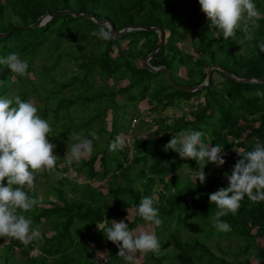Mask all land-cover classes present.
<instances>
[{"label": "trees", "instance_id": "obj_1", "mask_svg": "<svg viewBox=\"0 0 264 264\" xmlns=\"http://www.w3.org/2000/svg\"><path fill=\"white\" fill-rule=\"evenodd\" d=\"M254 3L262 14L259 28L253 41L240 46L239 30L235 40L209 33L199 0H0V33L11 29L0 36V57L18 53L31 74L19 76L0 65V98L15 94L34 103L52 128L48 139L58 157L55 171L44 172L50 175L48 181L36 180L35 189H24L38 200L24 214L41 238L27 246L0 238V264H126L118 248L97 230L105 219L108 226L123 220L130 230L151 226L160 252H138L136 264H264V202L245 196L235 216L221 218L230 225L227 232L212 225L217 207L209 202L211 193L228 187L224 174H231L241 158L237 152L263 144L264 98L254 93L264 91V82H237L213 69L206 87L179 90L162 72L143 66L156 42L155 31L134 29L104 41L92 35L102 24L61 13L38 27L29 26L40 15L60 10L106 19L115 30L157 26L163 41L148 63L164 66L176 84L190 86L202 82L209 64L237 77L264 78V53L257 46L264 41V0ZM184 37L187 50L181 45ZM190 99L193 104H188ZM141 100L147 120L137 106ZM178 102L189 107L185 113L175 118L162 114ZM186 130L204 132V143L219 145L226 154L223 166H205L203 184L196 181L195 160L164 150L173 136ZM90 131L99 137L92 154L67 165L66 152L59 149L66 145L70 150L74 133L87 137ZM118 135L126 136L125 147L110 152L109 144ZM143 196L156 202L161 225L139 217ZM99 248L106 250L102 259L94 253Z\"/></svg>", "mask_w": 264, "mask_h": 264}, {"label": "clouds", "instance_id": "obj_2", "mask_svg": "<svg viewBox=\"0 0 264 264\" xmlns=\"http://www.w3.org/2000/svg\"><path fill=\"white\" fill-rule=\"evenodd\" d=\"M199 4L209 21V33L215 39L223 37L224 40H235L238 30L243 33V38L238 42L240 46L255 39L262 14L254 0H199ZM92 35L104 41L113 39L111 25L105 22ZM257 46L264 53V41ZM0 65H6L19 76L31 75L27 71V61L22 60L18 53L0 57ZM254 94L264 98V91L257 89ZM51 132L48 121L38 115L33 102L22 101L15 94L0 98V238L15 239L25 246L41 238L39 228H32V220L24 214L33 210L38 200L30 198L24 189H34L39 174H51L57 167L58 157L54 154L56 146L48 139ZM204 136L202 131H181L164 146L165 151H175L180 158H191L197 162L199 171L196 181L199 180L201 184L206 179L204 169L207 164L221 167L226 163L224 149L219 145H206L202 140ZM70 139L76 142L64 156L69 166L89 157L99 137L95 131H90L87 137L74 133ZM124 147L125 140L118 135L110 142L109 151L115 152ZM237 153L241 158L236 161L231 174H224L228 187L209 195V202L217 207L210 220L218 231L231 230L230 225L221 218L229 214L235 216L245 196L251 202H264V144L257 143L253 150ZM55 174L57 179L61 178L59 172ZM155 203L152 197L143 196L137 206V213L145 222L159 226L162 220ZM97 230L103 232L106 239L118 248L117 255L126 264H136L138 252L141 255L160 252V242L155 232L130 230L123 220H112L111 226H108V220L105 219L97 223Z\"/></svg>", "mask_w": 264, "mask_h": 264}, {"label": "water", "instance_id": "obj_3", "mask_svg": "<svg viewBox=\"0 0 264 264\" xmlns=\"http://www.w3.org/2000/svg\"><path fill=\"white\" fill-rule=\"evenodd\" d=\"M57 13H61V14H69L72 16H84L87 17L91 20H93L94 22H96L97 24H104L105 22L109 23L111 25L112 28V33H113V38L129 31V30H134V29H144V30H152L155 31L157 33V39L156 42L154 44V46L152 47V49L149 51V53L146 55V57L143 59V66L156 73V72H162L165 76L166 79L168 80V82L175 87L176 89L179 90H184V91H196L199 89H202L204 87H206L208 85L209 82V78H210V73L213 69H218L220 71H222L227 77H229L230 79L237 81V82H264V78H255V77H237L231 73H229L228 71L222 69L220 66H218L217 64H209L206 69H205V77L202 80L201 83L197 84V85H190V86H181L176 84L170 77L167 69L164 66H160V67H153L151 66L148 61L149 59L153 56V54L158 50L160 44L163 41V31L157 27V26H144V25H127L119 30H115L112 23L106 19H97L95 18L93 15L91 14H87V13H77V12H73L71 10H60L57 11L55 13H44L43 15H40L32 24H30V27H38L42 24H44L51 16H53L54 14ZM11 29H9L6 33H8ZM6 33H0V36L6 34ZM262 140H263V144H264V126H263V131H262Z\"/></svg>", "mask_w": 264, "mask_h": 264}, {"label": "rangeland", "instance_id": "obj_4", "mask_svg": "<svg viewBox=\"0 0 264 264\" xmlns=\"http://www.w3.org/2000/svg\"><path fill=\"white\" fill-rule=\"evenodd\" d=\"M181 45H182V47L185 49V50H187V45H188V40H187V37H184V41L181 43ZM180 74L182 75V71L180 72ZM119 98V96H117V99ZM193 102H194V100H192V99H190L189 100V102H188V104H193ZM137 106H139L140 107V113H141V115H143L142 117L145 119V120H147V119H149V116H146V112H147V110H146V103L144 102V100H141L140 102H138V104H137ZM189 107L186 105V104H184L183 102H178V103H176L174 106H172V107H169V108H166V109H164L163 111H162V114L163 115H165V114H168L169 115V117L170 118H175V117H177V116H179V115H182V113H185L186 111H187V109H188ZM154 113H152V115H153ZM145 115V116H144ZM107 118H108V114H107ZM135 119H137V118H135ZM170 120V119H169ZM133 123H135V122H133ZM131 132V131H130ZM129 132V133H130ZM142 133H144L145 134V130H142ZM122 136V138H124V137H126V136H123V135H121ZM124 139H126V138H124ZM66 148H67V146L66 145H63L59 150L60 151H62V152H66V154H67V151H66ZM65 154V155H66ZM72 174H73V172H72ZM71 174H69V176H70ZM49 177H50V175L48 174V173H41V174H39L37 177H36V180H39V181H44V182H46V181H48V179H49ZM35 180V181H36ZM35 189V188H34ZM135 231H139V230H146V231H149V232H153L152 230H151V226L150 225H145V226H139V227H137L136 229H134ZM224 241H222V243H223ZM90 243V242H89ZM35 252V250H33V251H31V253H34ZM105 252H106V250H105V248H99V249H97L94 253H95V255H96V257L98 258V259H102L103 257H104V254H105ZM98 253H101V254H99L98 255Z\"/></svg>", "mask_w": 264, "mask_h": 264}]
</instances>
